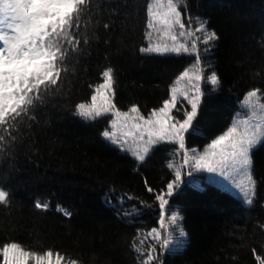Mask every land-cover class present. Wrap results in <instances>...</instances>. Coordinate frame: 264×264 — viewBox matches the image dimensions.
<instances>
[{
  "label": "trees",
  "instance_id": "1",
  "mask_svg": "<svg viewBox=\"0 0 264 264\" xmlns=\"http://www.w3.org/2000/svg\"><path fill=\"white\" fill-rule=\"evenodd\" d=\"M150 1L97 0L93 18L87 12L82 17L80 35L88 43L81 40L58 84L42 90L28 116L18 118L12 132L17 139L0 154V187L9 192L8 205L0 204V246L17 242L41 254L50 249L79 264H142L145 256L137 249L141 236L159 225L155 196L175 178L168 164L176 145L157 144L141 163L103 137L110 127L107 117L84 119L74 115V107L91 99L107 67L113 69L117 109L135 105L147 115L169 99L172 84L195 58L140 51L147 42L145 5ZM180 4L184 16L205 22L219 37L208 62L220 83L204 85L211 96L204 97L196 133L186 135L187 148L203 149L231 125L248 91L264 93V0ZM252 159L257 187L251 206L204 179L201 185L185 182L176 189L168 206L183 218L179 224L187 242L179 252H161L160 264H259L264 143ZM37 200L47 202L48 209L36 208Z\"/></svg>",
  "mask_w": 264,
  "mask_h": 264
},
{
  "label": "snow or ice",
  "instance_id": "2",
  "mask_svg": "<svg viewBox=\"0 0 264 264\" xmlns=\"http://www.w3.org/2000/svg\"><path fill=\"white\" fill-rule=\"evenodd\" d=\"M93 7H99L97 0H0V129H3V134H0V154H4L5 150L10 148L11 142L17 139L12 132L17 131L18 118L28 116L34 103L41 100L42 90L46 92L49 87L58 84L61 73L68 70L65 61L70 53L80 50L81 40L83 39L85 44L88 43L86 36L80 35V30L82 17L86 12L89 13L88 19L93 18ZM145 7L148 29L146 38L151 41L153 33H156L166 40L163 43H150L148 47L140 48V51L193 56L195 71L183 70L175 83L187 79L192 84L194 95L189 94V89L181 91L172 86L170 98L165 99L161 107L152 110L147 118L135 105L129 111L122 112L113 103L115 79L113 69L107 67L101 74L103 82L94 87L90 103L75 105L74 115L94 120L101 115L112 113L116 117L111 121L112 130H105L103 137L125 151L131 150L141 163L148 157L152 146L167 142L178 146L176 151L183 154V164L188 165L191 162L194 171L218 173L223 177L233 172L242 174L245 179L234 186L239 189L244 202L252 205L256 196L252 153L258 145L264 143V124L257 122L249 126L245 121V127L241 131L238 124L233 122L231 127L207 145L202 154L192 149V155L189 156V149L186 147V135L195 134L199 127L198 115L204 97L211 96V92L205 93L201 89L200 82L207 81L213 88L220 83V78L214 70L208 76L203 74L205 69L201 66L199 44L205 45L203 52L207 55L211 42L219 39L218 35L215 31H207L205 22L196 29L197 32L205 33L202 40L195 32L186 33L181 11L184 5L180 4L179 0H151ZM103 27L108 28V24ZM186 35L192 37L190 45L188 42H182ZM179 97L187 101L190 110L183 109L182 117L177 119L172 115V111L176 108ZM262 99L264 93L259 88L253 89L247 93L245 104L254 113L257 109L264 112ZM121 118L125 121L131 119L135 129V132L125 133V137L131 136L134 140L142 142L134 150L126 148V139L116 134L117 121ZM168 167L174 168V165L169 163ZM187 175L191 177L193 172L189 171ZM209 182L215 181L209 177ZM183 183L180 168H175V178L167 183L166 191L155 196L159 202V228L152 229L149 235L153 236L162 251L179 252L187 242V233L182 227L176 228L174 239L173 232L167 231L165 224L166 215L173 226L183 219L179 212L165 211L170 198ZM147 190L154 191L151 187ZM8 203L9 192L0 187V204L7 206ZM35 207L47 210L49 205L37 200ZM63 212L66 216L71 215L67 209ZM162 231H167V235L162 237ZM137 251L140 252V249ZM142 255H146L142 264H160L156 246H152L149 252ZM257 259L259 264H264V259ZM64 260L65 257L59 252L54 254L49 249L41 254L26 250L17 242H7L0 247V264H62ZM68 264L79 262L69 260Z\"/></svg>",
  "mask_w": 264,
  "mask_h": 264
},
{
  "label": "rangeland",
  "instance_id": "3",
  "mask_svg": "<svg viewBox=\"0 0 264 264\" xmlns=\"http://www.w3.org/2000/svg\"><path fill=\"white\" fill-rule=\"evenodd\" d=\"M184 17L185 16L183 14V21H184V23L186 25V33L195 32L196 35L199 36V37H201V40H202L205 33L197 32L196 31V29L200 26V24L202 22H200L199 20H193V18L188 17V16H187L188 17L187 18L188 21L186 22ZM178 32H179V29H177V33ZM191 39H192V37L186 35L185 38H182V42H188L189 45H190ZM165 40H166V38L163 37L162 35H158L156 33H153V36L151 38V41L147 38L148 44L146 46H144V47H148L150 45V43H156V42L163 43V42H165ZM199 47L201 48V61H202V65L201 66L205 69L203 74L205 76H208L209 73L211 71H213L212 70V67H211V63L210 62H208V63L205 62V60H206L205 58L206 57L204 58V56H203V55H205L204 52H203V48L205 47V45H203L202 43H200L199 44ZM145 53H148V52H145ZM193 64H194V61L186 69H190L191 71H195V69L193 68ZM175 81H174V83H173L172 86L177 87L181 91H183L185 89H189L190 90L189 94L190 95H194V89H192V84L189 83V81L187 79L181 80L178 84H176ZM206 84H208L207 81H201L200 82V86H201V89L202 90H204V85H206ZM246 96L241 101V111H239L236 114V116H235V118L233 120V122H236L238 124V126H239V128H240L241 131L245 127V123H244L245 121L248 122V125L249 126H251L252 124H255L257 122L264 124V112H261L259 109H257L256 112L254 113L253 110L248 105L245 104ZM261 102H264V100L262 99ZM84 103H90V100L88 102H84ZM183 109L190 110V106L187 104V101L186 100H184L182 97H179L178 98L177 106L172 111V115L174 117H176L177 119H179V115H180V113H182V110ZM129 110L130 109H128L126 111H129ZM120 111H122V110H120ZM149 114L144 115L145 118H147ZM132 115H135V114H132ZM99 117H107L108 120L110 121L109 130H112L111 129V121L113 119H116V117L112 113L104 114V115H101ZM132 123L133 122L131 121V119H129L128 121H125L123 118L119 119L117 121L116 134H117L118 137H121L122 139H126V141H127V143L125 145L126 148L133 149L134 150L136 148V146L138 144H142V142L139 141V140H134L133 137H131V136L125 137V133L130 132V131L131 132H135V129L132 127ZM125 125H127V126H125ZM137 135H138V133H137ZM145 139H147V137H145ZM156 145L152 146L151 151L155 148ZM206 147L203 148V149H195V150H196L197 153L202 154L203 151L206 149ZM177 148H178V146L176 145V149ZM191 150L192 149H189V156L192 155V151ZM151 151H150V153H151ZM128 152L132 154V151L131 150H129ZM171 163L174 165V168H180V170L182 172V175H183L184 182H186V181H193L195 184L201 185L202 184V181H203V177L201 175H205V177H206V179L208 181H209V177H212L214 179V181H215L214 182L215 184H217V185H219V186H221V187H223L225 189H228L231 192H233L234 194H237V195H239V196L242 197V195L239 192V189L234 186V185L240 183V181H242V180L245 179V177L242 174H238V173L233 172L229 176L223 177V176H220L218 173H207L206 171H194L191 162L188 165H184L183 164V154L181 152H179V151H176V155L173 156V158L171 160ZM189 171H192L193 172V175L191 177H189L187 175V172H189ZM179 187H181V185ZM165 211H166V213L176 212L175 210H169V206L168 205L166 206V210ZM169 221H170V218L166 215L165 216V224L167 226V231L173 232L174 239H175L176 228L177 227H181V226H180L179 222H178V225L173 226V225L170 224ZM158 228H159V225H158V227H156L154 229H158ZM167 231H162L161 232V236L162 237L163 236H166L167 235ZM150 232H151V230L149 232H147L146 234H143L141 236L140 242L142 241V243H141V245H139L140 253L146 254L147 252H149L151 250V247L152 246H156L157 253L159 255H161V252H164V251H162L160 249L159 245L156 243V241L153 238V236L149 235ZM2 246H0V247H2ZM169 247H171V245ZM144 256L146 258V255H144ZM260 258L261 259H264V255L263 256H260ZM159 261H160V258H159ZM30 264H31V262H30ZM62 264H68V262L64 260L62 262Z\"/></svg>",
  "mask_w": 264,
  "mask_h": 264
},
{
  "label": "bare ground",
  "instance_id": "4",
  "mask_svg": "<svg viewBox=\"0 0 264 264\" xmlns=\"http://www.w3.org/2000/svg\"><path fill=\"white\" fill-rule=\"evenodd\" d=\"M137 206V205H136ZM154 227V226H153Z\"/></svg>",
  "mask_w": 264,
  "mask_h": 264
}]
</instances>
